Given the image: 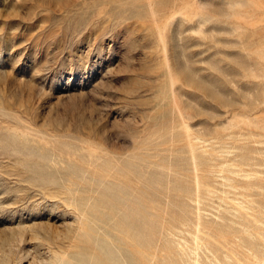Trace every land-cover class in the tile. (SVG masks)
Here are the masks:
<instances>
[{
	"label": "rangeland",
	"instance_id": "rangeland-1",
	"mask_svg": "<svg viewBox=\"0 0 264 264\" xmlns=\"http://www.w3.org/2000/svg\"><path fill=\"white\" fill-rule=\"evenodd\" d=\"M0 264H264V0H0Z\"/></svg>",
	"mask_w": 264,
	"mask_h": 264
}]
</instances>
